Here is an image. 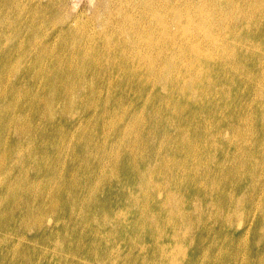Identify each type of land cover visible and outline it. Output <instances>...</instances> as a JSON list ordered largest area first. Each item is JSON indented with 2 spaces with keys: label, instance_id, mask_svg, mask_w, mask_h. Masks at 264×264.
Returning a JSON list of instances; mask_svg holds the SVG:
<instances>
[{
  "label": "bare ground",
  "instance_id": "obj_1",
  "mask_svg": "<svg viewBox=\"0 0 264 264\" xmlns=\"http://www.w3.org/2000/svg\"><path fill=\"white\" fill-rule=\"evenodd\" d=\"M93 12L96 34L51 0H0V264H264V58L244 49L264 55V0H99ZM47 21L70 29L67 55L37 75L6 64ZM50 41L36 64L55 55ZM21 72L47 93L19 112L6 96ZM64 126L68 163L44 147Z\"/></svg>",
  "mask_w": 264,
  "mask_h": 264
},
{
  "label": "rangeland",
  "instance_id": "obj_2",
  "mask_svg": "<svg viewBox=\"0 0 264 264\" xmlns=\"http://www.w3.org/2000/svg\"><path fill=\"white\" fill-rule=\"evenodd\" d=\"M44 4H46L49 0H43ZM97 1L99 0H51V2L53 3V5H55V7H57L59 9V12L64 15V19L67 22H73V24H71V28H80V27H85L86 28V33L88 32H92L93 34L100 32L99 31V26L101 24V16L99 18H95L93 9L97 3ZM42 28L43 31V37L42 39H38L36 42H33L31 40V37L28 35L26 36V33H23L20 37L15 38V42L19 45L18 49L15 53H13L10 57L9 60H7L6 64L8 63H15L18 59L20 60V63H23L24 68H28L29 69V75H31V72H34L36 75L39 73L38 70V66L39 67H48L51 64H54L56 62H59L61 60L62 57H65L67 55L66 50L64 49L62 43H63V37H65L67 34V31L70 29H67L65 25H62L61 23H53V22H43L42 24H38L36 27L32 28V29H37V28ZM55 29V30H53ZM50 35L49 37H46V35ZM26 36V37H25ZM55 41H53L52 37H55ZM51 38V41L48 44V48L47 50H54L55 51V55L53 57H47L45 55V50L42 51V65H38L36 64L34 61V57L38 56L39 53L37 52L38 46L41 49L42 48V41L43 40H47ZM78 40H81L82 42L86 41L85 38H79L77 37ZM41 42V43H38ZM232 43V40H231ZM97 45H91L90 46V50L93 51L96 49ZM245 46V52H250L252 56H261L264 58L263 52L262 50L259 48V46H256L254 49L250 48L248 45H244ZM17 46L15 44L9 43L7 45V49H13L15 50ZM261 47V46H260ZM22 51V54H21ZM248 63H250V61H247ZM263 65V64H262ZM1 64H0V69H1ZM12 74V73H10ZM13 75V74H12ZM27 73H19L15 78L11 77L10 81H12L11 86L8 89L9 95L6 96V101H8L10 98H12L13 96L19 98V105H20V109L19 112L22 110H24L23 108L25 106H27L28 104H30L32 102V97L35 96L36 100H40L43 93H47V90H45L44 88V84H45V80L43 78H39L36 81H32L30 76ZM254 78V77H253ZM255 79H260L263 80V77H258ZM249 80L248 77H240L239 78V83H245ZM18 85V88H13L14 85ZM95 85L97 86L98 84L95 83ZM104 86H102L103 88ZM163 93L162 90H159V88H157V86H154V88H152V91L149 92V94L147 95V97H149L150 93ZM103 94L101 95V97H99V100L97 101V104L92 107L90 109V111L88 113L90 114H97L100 115L101 114V110L97 109V105L100 102V99L102 98ZM59 98L58 94H55V100H57ZM249 102H255L252 101V98L249 100ZM217 104H221L222 101H216ZM143 105V101L142 99H138L137 98V103H134L133 106H137V109L134 112H138L140 111V113H138L137 116H143L147 113V109L142 107ZM112 107H118L116 104L111 105ZM234 107V104L232 106V108ZM31 109H33L34 115L35 116H39L40 110H38V108L36 107H30ZM86 113V114H88ZM119 112L115 111L111 114H109L106 119L104 121L107 122V126L116 121L119 118ZM18 115V117L22 116ZM32 121L35 127V131H37L40 135H42L43 137L39 139V142L41 139H43L45 137V135L40 132L37 128H36V122L32 117ZM82 127V123L79 124V126H77L76 129H73V133L75 134V137H77L79 135V132L81 131ZM92 129H94L95 131H99V128L93 126L91 127ZM65 129V126L62 129H55L52 133L54 135H56L57 137L53 140H49L47 142L44 143V147L47 150V153L52 155L54 158L58 159L60 158V162L63 163H68L69 161H71V158L73 157V155L68 154V151L71 149L72 145L71 144H64L65 141H59V137L62 135L63 131ZM44 130L48 131V128H44ZM67 132L69 134H71V129H67ZM48 134V133H46ZM119 132H115L113 134H111L107 140H106V145L107 147H109L108 149H111L112 146H110L111 144H113L115 142V136L119 135ZM99 140L102 142L104 137L103 135H97ZM41 143V142H40ZM64 144V145H63ZM60 147V150L62 151L61 154L59 156H57L54 152V150L56 148ZM66 148V149H65ZM46 161V160H45ZM10 165H14V160L11 161ZM27 167L25 164L21 165L18 164L16 167L14 168L13 171H10L8 173V177H10L11 179L15 178V177H20L21 173H22V168ZM27 177L29 178V183H31V185L37 184V180L34 178L33 173L31 171H28L27 173ZM19 195H23L22 192H20ZM251 225H254V221L253 219H251ZM31 233L26 234L25 236L30 235ZM10 238H14L13 236H9ZM74 241H79L83 242L84 240L82 239V237L76 236ZM21 242V241H19ZM26 241H24L25 243ZM23 243V241H22ZM147 254V250L143 252V254ZM81 257H78V259H80Z\"/></svg>",
  "mask_w": 264,
  "mask_h": 264
}]
</instances>
